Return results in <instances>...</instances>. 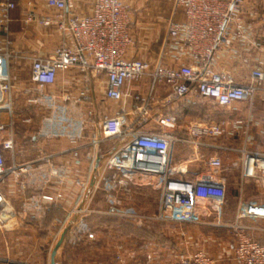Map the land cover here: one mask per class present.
Returning <instances> with one entry per match:
<instances>
[{
  "label": "built area",
  "instance_id": "2783aa9c",
  "mask_svg": "<svg viewBox=\"0 0 264 264\" xmlns=\"http://www.w3.org/2000/svg\"><path fill=\"white\" fill-rule=\"evenodd\" d=\"M261 1L174 0L173 9L181 14V19L168 21L161 50L155 62L150 63L127 57L134 41L130 9L122 0H93L89 12L84 14L73 11L75 0H43L51 11L43 16L35 13V0H24L27 9L22 18L23 27L36 24L55 28L69 37V42L63 40L49 56L30 59L31 81L41 93L36 102L41 99L52 108L54 97L46 95L44 89L55 84L58 73L71 69L79 70L86 82L90 77L103 75L106 79L104 98L109 101H120L127 84L145 77L150 80L146 97L131 112L120 109L100 119H95L92 112L88 113L93 120L89 162L95 169L99 155L101 165L97 178L91 181L87 178L80 184L81 194L70 214L84 219L97 212L138 224L152 220L185 225L220 223L227 187L221 159L218 156L209 158L207 170L195 180L188 181L174 177L179 171L170 166V155L175 143L211 147L213 140L225 135L230 121L194 123L181 128L172 115H154V89L158 85L168 87L165 102L194 95L211 100L226 111L235 110L238 103L250 104L264 82L263 61L255 63L248 81L243 84L234 83L227 75L217 72L216 63L220 52L238 57L241 46L260 47L258 42L252 41L241 15L245 14L247 5V14L255 15V5ZM16 7L12 0H0V229L5 228L6 222L2 190L6 177L27 171L26 166L12 169L5 164V152L14 148L8 132L12 122L5 123L3 113L10 118L12 112L11 104L4 101V96L9 95L12 87L10 61L16 55L11 49L9 25L10 13ZM181 57L188 62L181 63ZM136 100L140 98L136 97ZM69 113L62 108L61 114L50 119V123L57 136H66L75 142L83 123L73 120ZM153 117L161 132L141 130ZM25 122L28 123L29 119ZM231 127L238 131L243 123L232 121ZM105 143L111 144L109 149L103 148ZM239 152L242 177L253 180L264 189V152H253L245 145ZM51 177H61L58 181L62 182L65 172L51 169L39 180L47 183ZM88 185L90 190L85 193ZM145 188L160 195L157 213L153 217L126 207L122 199V196ZM98 193L105 201V211L92 208ZM42 199L53 201L50 196H42ZM244 219H264V204L239 203L233 225L236 244L231 261L233 264H264V245L248 234L247 228L241 224ZM69 225L74 228L69 239L71 244L80 238L93 239L94 234L84 221L75 219ZM213 263L212 258L199 251L176 264ZM0 264L3 263L0 261ZM114 264L120 263L116 261Z\"/></svg>",
  "mask_w": 264,
  "mask_h": 264
},
{
  "label": "crops",
  "instance_id": "0c3cea01",
  "mask_svg": "<svg viewBox=\"0 0 264 264\" xmlns=\"http://www.w3.org/2000/svg\"><path fill=\"white\" fill-rule=\"evenodd\" d=\"M12 1L17 7L10 13L9 38L11 49L16 56L10 61L11 91L9 95L4 96V101L10 102L12 112L10 118L8 114L3 115L5 123L9 120L12 122L11 126H8V132L10 131L12 136L14 148L5 152V164L7 168L12 169L26 166L27 171L11 173L6 177L2 188L6 222L5 228L0 229V261L3 264H50V254L63 235L64 238L55 254V264H114L116 261L120 264H176L196 250L207 252L216 260V264H233L231 256L236 240L230 233L234 232L233 225L236 223L239 203L252 201L264 204V189L253 180L250 181L254 182L261 195H253L246 200H243L241 192H238L234 199L226 196L219 224L210 222L211 224L192 226L161 224L162 222L153 220L138 224L97 212L84 219L80 215L70 214L80 197V184L87 178L90 181L97 178L101 165L99 155L95 169L91 168L89 162L92 154L90 143L93 120L88 113L92 112L95 119H100L120 109L131 112L134 106L146 97L150 80L145 77L127 84L120 101H109L104 98L106 79L103 75L90 77L86 82L77 69L60 72L55 84L44 89V92L46 89L51 91L54 97L51 117L45 113L47 104L45 105L44 101L40 99L37 100L39 103H36L38 98L26 97L22 92L36 86L30 77V59L49 56L63 40L69 42V37L55 28H43L36 24L23 27L22 18L27 6L24 0ZM35 2L37 15H49L50 9L45 7L43 0ZM92 2L93 0H75L73 11L79 14L87 13ZM248 7L249 5L241 18L251 34L252 41L258 42L260 47L241 46L238 57L220 52L216 63L217 72L227 75L238 84L248 81L251 69L260 60L263 61L264 71V0L255 5V15L247 14ZM178 15L175 20L181 19V14ZM131 32L133 36L132 26ZM161 47L162 43L153 52L151 59L157 58ZM181 58V63L188 62L185 57ZM168 92L169 89L165 85L155 87V116L172 115L176 117L181 128H187L194 123L230 121L225 135L213 140L211 147L175 143L171 150L170 166L179 172L174 177L195 180L207 170L206 163L211 157L218 156L223 166V153L217 147L227 139L230 161L229 166H223V175L228 179L225 170L237 168L240 179L247 182L241 173V154L239 149L237 152L235 147H231V141L241 138V147L245 145L246 149L253 152H264V82L250 104L238 103L233 111L223 110L213 101L199 99L194 95L165 102ZM136 97L140 100H136ZM27 106H36L37 114L39 112L37 119L27 114ZM62 108L70 111L73 120L83 123L82 131H79L75 142L66 136H57L53 131L54 125L50 123V119L59 116ZM26 119H29L28 123L25 122ZM155 120L154 117L149 119L141 130L161 132ZM232 121H241L243 127L233 131ZM110 146L109 143L103 144L104 149H109ZM51 169L65 172L62 182L58 181L61 177H51L47 183L39 180L42 174ZM34 174L39 178L33 177ZM228 186L227 184L226 193ZM89 190L90 185L85 193ZM136 191L138 190L133 192L137 193ZM132 193L122 196V199L126 207L135 209L126 203V199L129 200L127 197ZM42 196H50L53 201L43 200ZM92 208L99 211L107 209L101 193L95 196ZM135 210L149 217L157 213V210L148 214ZM75 219L77 222L84 221L89 226L94 234L93 239L80 238L77 243H70L74 228L69 224ZM242 222L245 223L243 226L250 230L264 232V219H244ZM94 249H100L104 257H94Z\"/></svg>",
  "mask_w": 264,
  "mask_h": 264
},
{
  "label": "rangeland",
  "instance_id": "374dc122",
  "mask_svg": "<svg viewBox=\"0 0 264 264\" xmlns=\"http://www.w3.org/2000/svg\"><path fill=\"white\" fill-rule=\"evenodd\" d=\"M122 1L126 5H128L130 9L131 19H132L131 26L134 36V42L133 45L128 50L127 57L136 58L150 63L154 62L156 59L154 58L151 59L152 54L155 50H157L158 46H160L161 43L163 42V36L168 21L171 18L176 19L177 16L179 17L178 15L179 12L173 9L174 0H122ZM41 3L42 2L40 1V4ZM19 5L21 4L19 3ZM49 14H51L50 10H49ZM22 93L23 95H26V97H33L34 99L41 97V93L38 91L37 86H32L30 87V89H27L26 92L23 91ZM49 93L51 95L52 92L46 89L45 94L48 95ZM48 108H49L48 106L47 107L45 106L44 108L45 113L50 114V116L52 117L53 111L51 107L50 109ZM26 110L29 116L32 115L33 119H37L39 112L37 114L36 106H30V107L27 106ZM222 114H223V110H222ZM55 115L56 114H54V116ZM227 142L228 141L226 139V142L224 143L221 142L219 144V146L221 147L220 150L223 153L222 159H223L224 167L229 166L228 163L230 161L228 151L225 149L229 147ZM241 142H242L241 138L232 140L231 147H235L236 151L238 152V149L239 150L242 149ZM225 171L226 174L228 175V179L226 176L225 178L227 180V184L229 185L226 193L227 197L234 199L235 196H237L238 192H241L243 194L244 196L243 200H246L248 197L253 195H261V193H259L258 188L255 187L254 182L250 180L245 182L240 179V176L238 174L239 171L237 170V168H231ZM136 192L137 193L133 192L129 197H127L129 199V200L126 199V203L128 204V206L131 205L135 209H137L138 211L144 214L155 213V211L158 208L157 205L159 204V196H160L159 192L147 188L138 190ZM157 224L160 225V223ZM161 224H167V223L162 222ZM241 224L245 225V223H243L242 221ZM178 225H185V224H178ZM255 227H258V225L257 226L255 225ZM254 231L257 233L258 232L261 233L255 234ZM247 232L256 241L264 243L263 231L252 230V229L250 230V228H247ZM230 235L236 240L235 232L230 233ZM199 251L205 252L204 250H196L193 253H191L189 256ZM205 253L207 254V252ZM207 255L210 258H212L209 254ZM93 256L100 259L104 257L100 249L99 250L94 249ZM212 259L214 261L213 264H216V260L214 258Z\"/></svg>",
  "mask_w": 264,
  "mask_h": 264
},
{
  "label": "water",
  "instance_id": "95a60500",
  "mask_svg": "<svg viewBox=\"0 0 264 264\" xmlns=\"http://www.w3.org/2000/svg\"><path fill=\"white\" fill-rule=\"evenodd\" d=\"M98 165V161L96 163V166ZM64 238V236L62 235L60 241L57 243V245L54 247V249L52 250L51 254H50V264H55L54 262V258H55V254H56V251L59 247V245L61 244L62 242V239Z\"/></svg>",
  "mask_w": 264,
  "mask_h": 264
}]
</instances>
